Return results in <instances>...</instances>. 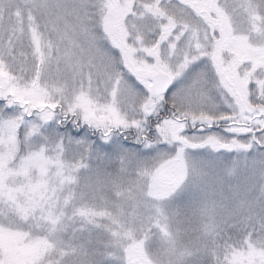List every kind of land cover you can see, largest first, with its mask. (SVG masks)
<instances>
[{
  "label": "rangeland",
  "instance_id": "374dc122",
  "mask_svg": "<svg viewBox=\"0 0 264 264\" xmlns=\"http://www.w3.org/2000/svg\"><path fill=\"white\" fill-rule=\"evenodd\" d=\"M262 108L264 0H0V264H264Z\"/></svg>",
  "mask_w": 264,
  "mask_h": 264
},
{
  "label": "water",
  "instance_id": "95a60500",
  "mask_svg": "<svg viewBox=\"0 0 264 264\" xmlns=\"http://www.w3.org/2000/svg\"><path fill=\"white\" fill-rule=\"evenodd\" d=\"M171 85L172 80L166 73L157 71L151 75V93L153 96L164 95L168 92ZM257 116L264 119V108L258 111Z\"/></svg>",
  "mask_w": 264,
  "mask_h": 264
},
{
  "label": "flooded vegetation",
  "instance_id": "af4514ba",
  "mask_svg": "<svg viewBox=\"0 0 264 264\" xmlns=\"http://www.w3.org/2000/svg\"><path fill=\"white\" fill-rule=\"evenodd\" d=\"M258 130H254L253 132H252V139L254 140V136L256 135V134H258Z\"/></svg>",
  "mask_w": 264,
  "mask_h": 264
},
{
  "label": "trees",
  "instance_id": "16d2710c",
  "mask_svg": "<svg viewBox=\"0 0 264 264\" xmlns=\"http://www.w3.org/2000/svg\"><path fill=\"white\" fill-rule=\"evenodd\" d=\"M166 106H167V105H166ZM167 107H168V106H167ZM250 119H256V117H254V118H250ZM250 122H252V120H251V121H249V123H250Z\"/></svg>",
  "mask_w": 264,
  "mask_h": 264
}]
</instances>
